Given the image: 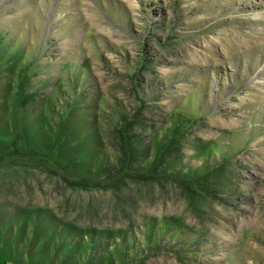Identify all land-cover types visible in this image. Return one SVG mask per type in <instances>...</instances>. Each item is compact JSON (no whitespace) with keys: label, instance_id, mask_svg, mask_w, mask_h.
Listing matches in <instances>:
<instances>
[{"label":"rangeland","instance_id":"rangeland-1","mask_svg":"<svg viewBox=\"0 0 264 264\" xmlns=\"http://www.w3.org/2000/svg\"><path fill=\"white\" fill-rule=\"evenodd\" d=\"M0 155V264H264V0H0Z\"/></svg>","mask_w":264,"mask_h":264},{"label":"trees","instance_id":"trees-1","mask_svg":"<svg viewBox=\"0 0 264 264\" xmlns=\"http://www.w3.org/2000/svg\"><path fill=\"white\" fill-rule=\"evenodd\" d=\"M132 151V148H131V146H123V148H122V152H123V154H124V156H126L127 157V155L130 153ZM2 160V156L0 155V161ZM31 221H32V219L31 218H29ZM28 225V224H27ZM36 232H39V230L38 229H36ZM38 234H41V233H38ZM53 236L54 235H52V240H53ZM41 238V241H44V237H43V235L40 237ZM57 240V238H55L54 237V240L53 241H56ZM44 243H45V241H44ZM58 246H57V249L59 250V251H61V249L62 248H64V246H63V244H66V243H62V242H58ZM61 245V246H60ZM65 249V248H64Z\"/></svg>","mask_w":264,"mask_h":264}]
</instances>
